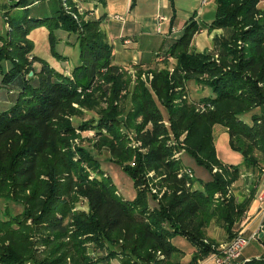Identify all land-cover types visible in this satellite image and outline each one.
Segmentation results:
<instances>
[{
    "label": "trees",
    "instance_id": "1",
    "mask_svg": "<svg viewBox=\"0 0 264 264\" xmlns=\"http://www.w3.org/2000/svg\"><path fill=\"white\" fill-rule=\"evenodd\" d=\"M11 1L27 9L41 3ZM56 1L52 14L29 10L15 29L8 22L6 37L0 35V85L15 89L12 105L0 109V196L22 206L16 214L0 211V264H181L175 258L183 251L172 243L176 236L194 249L188 264L217 253L207 228L215 221L228 241L236 235L256 188L237 202L231 186L243 172L262 179L264 168L261 0H214L210 23L186 20L180 36L156 55L173 59L171 69L114 64L102 17L75 18L72 0ZM40 27L49 31L51 55L59 60L65 57L55 49V30L75 36L78 56L68 73L31 54L28 35ZM215 29L222 32L213 37L212 50L190 49L195 34ZM131 70L136 83L129 91ZM189 81L210 93L189 98ZM107 94L106 109L72 125L70 117L80 113L74 104L96 109L99 95ZM116 99H128L130 107L114 105ZM202 104L211 108L201 111ZM216 125L226 129L239 164L218 159ZM87 130L129 177L134 196L121 195L89 150L71 148L70 139ZM186 158L207 177H196ZM81 201L85 209L77 207ZM238 264H264V255L239 258Z\"/></svg>",
    "mask_w": 264,
    "mask_h": 264
},
{
    "label": "crops",
    "instance_id": "2",
    "mask_svg": "<svg viewBox=\"0 0 264 264\" xmlns=\"http://www.w3.org/2000/svg\"><path fill=\"white\" fill-rule=\"evenodd\" d=\"M73 1L78 2V6H81L82 11L88 15V19L102 17L101 28L113 46V63L119 66H128L132 63H139L143 67L157 66L159 62H157L156 54L165 50L172 40L180 36L186 20L193 16L197 24H208L213 20L216 11L214 0H172V6L169 0H136L135 6L132 8H130V0H105L104 4L100 3L99 0ZM261 3L264 4V0H261ZM47 5V3L45 6L41 3L33 5L31 7L32 15L48 16L52 14L53 9ZM91 9H94L93 16L88 12ZM115 15L120 16L122 19H114ZM179 17L182 18V21L176 23L175 20ZM221 32V29H215L211 31L203 30L195 34L190 49L195 51L210 50L213 47V37ZM203 33L207 34L208 41H196V37ZM54 35L56 37L55 49L58 54L65 57L64 60H59L51 55L49 31L45 27L34 29L28 35L33 43L32 51L34 52L31 54L36 56L37 49L42 45L44 55L40 58L46 60L55 69L68 73L78 56L74 41L75 36L61 29L55 30ZM169 60L174 63L173 59ZM34 66L38 67L39 65L36 63ZM190 83L195 86V92L201 89V92L204 93L199 97L210 93L207 88L198 86L192 81L186 84L187 92ZM14 90V87L5 88L0 85V109H7L12 105L15 98ZM199 97H192V99H198ZM215 127H217V130H221L222 134H227L224 127L220 125ZM241 177L233 184L231 191L237 200L244 201L247 197V188L252 190L256 186L257 190L263 179L261 181L257 180L248 172H243ZM256 190L247 206L246 214L242 216L238 223L236 232L241 233L244 237L255 234V238L252 240L258 239L263 249L259 253L250 251L244 254L245 247L241 253V258L245 261L264 255V220H261L260 216L261 209L264 208V201L259 202L256 200ZM220 227L222 228V226ZM226 240V234H222L220 241ZM190 252H194V249L191 248ZM207 264H213V261L210 260Z\"/></svg>",
    "mask_w": 264,
    "mask_h": 264
},
{
    "label": "rangeland",
    "instance_id": "3",
    "mask_svg": "<svg viewBox=\"0 0 264 264\" xmlns=\"http://www.w3.org/2000/svg\"><path fill=\"white\" fill-rule=\"evenodd\" d=\"M46 3H47V1L41 0V4H43L44 6ZM72 3L76 8V12L74 14V15H76V16H74L75 18H78V19H81L84 21L90 20L87 18L88 15H86V13L82 11L83 8L81 6H80L81 8L78 6V4H77L78 2L76 3L75 1L72 0ZM211 3H212V1H211ZM47 4H48L47 6L51 9H55L57 7V1L56 0H52L51 2H49ZM13 5H14V2L11 0H0V33H1L0 35H4V37H6V33L9 30L8 29L9 28L8 27L9 21H11L12 27H14V29H15L17 27V25L19 23H21L26 18L27 11L30 10L29 13L33 12L31 9H27L28 7H26V8L25 7H14ZM258 7L260 8V10L264 11V4L263 3L260 2ZM88 12L90 15L93 16L94 9H91ZM92 19H98V17H94ZM179 21H182V18L179 17L178 19L175 20L176 23L177 22L179 23ZM197 40H199V41L201 40L202 42L203 41L207 42L208 36L206 33L199 34V36L196 37V41ZM37 50H38V52H37L36 56L41 57L42 55H44L43 54L44 48L42 47V45ZM210 50H212V48ZM210 50H208V51H210ZM32 52H34V51H32ZM158 56L159 57H156L158 59L157 62H159V63H157L158 64L157 66H159L161 68H168V69L172 68L174 63H172L171 60H167V61L163 60L162 61V59H163L162 56H160V55H158ZM127 75L131 77L129 79L130 83H129V88H128V90L131 91L134 87V84L136 83V81H135L136 76H134L133 70L128 71ZM188 89H189V91L187 92V95L189 96V98L199 97L202 94H204L203 92H201V89H199L198 92H195L194 91L195 86L192 83L189 84ZM98 100H100L99 106L96 109H92V110H89L87 108H84V107H81L77 104H74V107L80 113L70 117V121H71L72 125L77 127L78 124H80L81 122H83L87 119H90L92 117L95 118L97 116V109L98 108L106 109L108 107V105H109L108 94L106 96L105 95H99ZM113 104L117 105V106H122L125 109V111L130 107V102L128 99L126 101H122V102H120L118 99H116L113 101ZM160 108H161V110L165 116L164 118L166 120V123L168 124L166 113L162 107H160ZM256 111H257V109H256ZM122 117L123 116H121V118ZM76 134H78V135L72 137L69 141L71 148L74 149V147H81V148H85V149L89 150L91 152V155L94 156L95 158H97V160H99L102 168L107 170V171H105L106 175H109L111 177L113 183H115V185H116L118 191L121 193V195L126 199H129L132 196H134L135 191L132 187L131 180L129 179V177L125 173H123V171H121L119 166H117L113 162L109 161V153L105 147L101 148V146H98V147L96 146L98 139L95 138L94 132L91 130H87V131L78 132ZM213 136H214V144H215L218 159L225 164H233V165L239 164L241 162V155L235 151H232L229 148L228 135L226 133L222 134L221 130H217V127H214ZM127 138L129 139L130 145H132V142H131L132 132L130 130H128ZM181 153H183V152L182 151L178 152L177 155H180ZM186 161H187V165L192 167L193 171L195 172L196 177L204 178V179L207 177L208 174L204 168L195 165L194 162L190 158H186ZM241 178L242 177H240L239 179H241ZM260 181H261V179H260ZM232 186H231V190H232ZM231 194H232V191H231ZM246 194H247V197L245 200H247L249 198V196L251 195V190L247 188ZM236 201L241 202V200H237V199H236ZM77 207L85 209L86 204H85V202L81 201L80 203H78ZM5 209L16 214V213H19L21 211L22 206H21L20 202H14L13 203V202L9 201L6 197L0 196V211H3ZM245 214L246 213H244V215ZM206 233H207V237L209 239L208 241L213 243V246L216 247L217 252L228 241V240L220 241L222 234L225 235V232L220 227V224L218 222L212 221L210 223L209 227L207 228ZM236 234H237V232H236ZM172 243L183 251L182 255L177 256L175 259H177L181 264H188L191 261L192 256L194 255V252H190V249L192 248L190 243L188 241H186L183 237H180V236L173 237ZM261 245L262 244L260 242H258V239L250 240L248 242V245L244 249V254H247L250 251H252L253 253H256V252L259 253L263 249V246H261ZM42 250L43 249H37V253H41ZM213 254H216V253H213ZM213 254L205 256L201 259H197L194 262H192L191 264H207L208 261H210L212 259L211 257ZM240 258H241V256H240ZM253 258H255V257H253ZM25 264H37V263L32 261V260H27L25 262ZM66 264H71V262L67 259ZM112 264H118V262L113 261ZM235 264H238V260H237V262H235Z\"/></svg>",
    "mask_w": 264,
    "mask_h": 264
},
{
    "label": "built area",
    "instance_id": "4",
    "mask_svg": "<svg viewBox=\"0 0 264 264\" xmlns=\"http://www.w3.org/2000/svg\"><path fill=\"white\" fill-rule=\"evenodd\" d=\"M114 19L121 20L122 18L118 15H115ZM209 107L210 105L205 106L203 104L199 106L201 111H204ZM187 173L189 174V176L192 175V172L189 169L187 170ZM262 179L255 193V198L259 202L264 201V168H262ZM260 216L261 220H264V208L261 209ZM254 238L255 234L251 235L250 237H244L241 233H237L231 240H229L224 246H222L216 254L212 255L211 260L213 261V264H235V262L239 260L241 253L247 246L248 242Z\"/></svg>",
    "mask_w": 264,
    "mask_h": 264
},
{
    "label": "water",
    "instance_id": "5",
    "mask_svg": "<svg viewBox=\"0 0 264 264\" xmlns=\"http://www.w3.org/2000/svg\"><path fill=\"white\" fill-rule=\"evenodd\" d=\"M31 74V73H30Z\"/></svg>",
    "mask_w": 264,
    "mask_h": 264
}]
</instances>
